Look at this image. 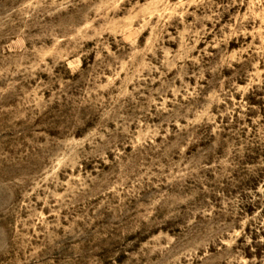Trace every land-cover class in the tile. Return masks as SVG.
I'll return each instance as SVG.
<instances>
[{
	"label": "rangeland",
	"instance_id": "1",
	"mask_svg": "<svg viewBox=\"0 0 264 264\" xmlns=\"http://www.w3.org/2000/svg\"><path fill=\"white\" fill-rule=\"evenodd\" d=\"M0 264H264V0H0Z\"/></svg>",
	"mask_w": 264,
	"mask_h": 264
}]
</instances>
